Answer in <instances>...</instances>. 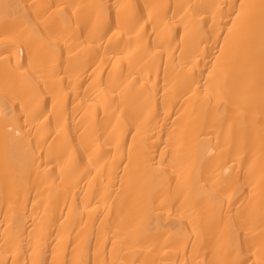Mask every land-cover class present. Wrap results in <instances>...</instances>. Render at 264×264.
<instances>
[{
  "label": "bare ground",
  "instance_id": "bare-ground-1",
  "mask_svg": "<svg viewBox=\"0 0 264 264\" xmlns=\"http://www.w3.org/2000/svg\"><path fill=\"white\" fill-rule=\"evenodd\" d=\"M0 264H264V0H0Z\"/></svg>",
  "mask_w": 264,
  "mask_h": 264
},
{
  "label": "snow or ice",
  "instance_id": "snow-or-ice-1",
  "mask_svg": "<svg viewBox=\"0 0 264 264\" xmlns=\"http://www.w3.org/2000/svg\"><path fill=\"white\" fill-rule=\"evenodd\" d=\"M3 7H4L5 10H6V13H5L6 15H8L7 10H8L9 8H14V9H15V12H16L18 15H20L21 12H22V10L27 8V5H24V4H16V5L13 6V5L5 4V5H3Z\"/></svg>",
  "mask_w": 264,
  "mask_h": 264
}]
</instances>
